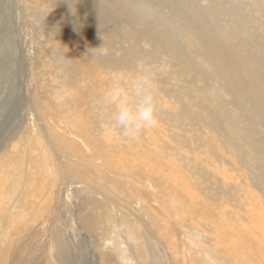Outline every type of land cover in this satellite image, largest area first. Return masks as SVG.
Returning <instances> with one entry per match:
<instances>
[{"label": "rangeland", "instance_id": "374dc122", "mask_svg": "<svg viewBox=\"0 0 264 264\" xmlns=\"http://www.w3.org/2000/svg\"><path fill=\"white\" fill-rule=\"evenodd\" d=\"M154 11L162 20H153ZM92 25V31L97 25L94 35L102 39L126 38V31L137 33L141 39L133 47L145 56L158 46L166 56L174 55L166 62L161 60L165 55L158 58L165 64L163 71L139 61L142 70L155 74L157 83L161 121L155 129L142 133L139 141L159 153L161 158L157 154L150 156L156 163L151 158L147 162L158 172L153 168L146 170V163L134 164L140 160L129 151L127 159L117 162L125 172L139 176L154 172L163 181L164 193L160 197L164 210L159 213L168 221L154 226L151 220L148 232L157 234L160 244H170L175 264H219L206 254L209 238L201 232L199 222L203 217L196 211H203L208 205L215 213L225 210L232 217L215 218L214 222L222 223L226 233H233L235 228H254L264 236V0H0V245L2 238L6 240L10 233L20 230L23 233L17 255H25L26 264H40L45 257L52 262L59 251L56 243L60 246L62 241L68 264H105L102 260L109 256L112 264H138L133 252L142 240L139 235L125 233L120 226H104L101 233L87 232L75 221L85 209L86 198L104 199L101 194H92L104 186L115 201L109 205L120 207L117 212H127L125 197L118 195L121 191L109 190L107 179H94L93 188L75 191L70 174L61 172L59 165L72 164L77 168V162H71L64 154L50 153L43 146L49 131L64 135L67 128L55 111L71 95L70 85L62 80L63 66L69 64L66 57H71H62L64 45L67 46L64 36L84 33L83 28ZM189 31L200 42L197 37L187 39L184 32ZM54 34L61 36L58 42L53 41ZM142 39L150 46L144 45ZM126 41H130L128 37ZM80 46V42H71L72 50L84 62L82 54H77L84 51ZM97 60L107 63L112 58L102 52ZM45 98L51 115L38 104L41 100L46 102ZM217 105L219 109H214ZM114 136L107 133L108 139L113 140ZM180 157L221 186H232L240 196L238 206L219 199L214 207L215 203L205 199V194L193 184L195 176L181 167ZM96 162L103 166L101 160ZM101 170L106 177L121 183L128 181L105 168ZM153 189L146 191L155 192ZM121 190L126 192L124 187ZM193 201L200 203V208L188 204ZM135 205L129 206L130 218L134 222H139L138 218L145 220L147 214ZM210 222L214 223L211 219ZM243 231L238 234L247 236ZM248 239H241L240 244L247 247L242 252L251 256ZM157 255L158 264H167L164 256Z\"/></svg>", "mask_w": 264, "mask_h": 264}, {"label": "bare ground", "instance_id": "6f19581e", "mask_svg": "<svg viewBox=\"0 0 264 264\" xmlns=\"http://www.w3.org/2000/svg\"><path fill=\"white\" fill-rule=\"evenodd\" d=\"M52 11H53V9H52ZM152 16H153V20H158V19L162 20V16L159 13H157L156 11L153 12ZM185 22H184V24H185ZM178 23L179 22H177V24ZM181 24H182V22H181ZM184 24H182V25H184ZM82 26H83V24H82ZM93 26L94 25H92L90 27L88 26L89 28H87V29L83 28L82 31H84V33L80 32L77 35L75 34V36L74 35L64 36V40H65V43L67 46L64 45V55L62 54V57H64L65 55H70L72 57V59H70L71 57L70 58H67L68 56L66 57V59L68 60L67 62H69V64L63 66L64 70L61 68V70L64 71V76L62 77V80L64 81V84L70 85L71 95L67 99H65L63 102H60V104H58L56 106L55 111L61 115L62 119L61 118L60 119L63 122H65L67 128L64 131L65 132L64 135L62 134L63 136L60 134H56L54 131H53L54 133H51V131H49L50 135L44 136L45 142H44V144L43 143L42 144L45 147V149L48 150L50 153H54V154H57V153L60 154L61 153V154L66 155L70 159L71 162H73V163L77 162V164H78L77 168H75V167L73 168L72 166H70L72 164H68L65 167H64V165H61V164L59 165L61 168L60 169L61 172L64 173V171H65V172H68V174H70V177L73 180V182H72V185L74 186L73 189L75 191H77L78 189H82L83 187H85L87 189V186H90L91 188H93L94 187V185H93L94 179H103V180L107 179L108 181L106 182V184L108 186V189L111 191H115V189H117V190L121 191V192H119L118 195L125 197L124 198L125 203H126L125 207H126L128 213L131 211V208L129 206L132 205V203H133V205L135 203L136 204L135 208L137 210H141L142 213L144 212V214H147L146 219H145L146 221L144 219L138 218L139 222H141V223H139V222L132 221V219L130 218L131 213L128 214L125 211L123 213L117 212L116 209H118V211H120V207L117 208L116 205H111V206L109 205L110 203L115 202V201H113L112 198L110 197L111 194L110 195L107 194V193H109V191H107V189H104V187H105L104 186L103 189H100V190L97 189L96 191H94V193H92L94 195L95 194H101L102 196H104V199L103 200L101 199L102 201L101 200L97 201L96 199L93 198V196L86 198V201L83 204L85 206V209L77 217V219H75V221H78L80 223L79 227L83 228L87 232L101 233L104 226H110V227H114V226L119 227L120 226V227H122V229L125 230V233L127 232L131 235L137 234L142 239V240H140L139 244L136 242L138 244V248L136 247V249H134V252H133L134 253L133 256H134V258L138 264H158V261L160 258L157 254H159V255L161 254L162 256H164L167 259V264H175L173 261L174 252L172 250V247H170V244L169 245L160 244L161 242H160L159 236L157 234L151 235V233H149L147 230V227L151 228V225H152L150 223L151 220H152L154 226L155 225L162 226L161 225L162 223H163V225H165L164 223H167V221H168V219H166V218L164 219L163 215L161 216L159 213V212H161L160 210H164V209H162V205H163L162 202L163 201H162V198L160 197V195H163L161 193H164L163 190H161V187H163V186H161V183L163 181H161V178L159 177V175L154 174V172L155 173L158 172L156 167L154 168L152 166V168H153L152 169L150 164L147 163L148 160L151 158L150 156H154L155 154H157L156 156H158L159 153L154 152V150L149 149V147H146V145L143 144L144 142L142 143L139 141L140 140L139 138L136 140L129 141L127 139H120L117 135L114 134L115 136H114L113 140L108 139L107 133H109V132L113 133V131L110 128L111 113H112L113 109L106 106L104 103V99H103L105 92L107 91V89L111 85L112 79L115 77L137 74L139 71L142 70L139 67L140 62L141 63L143 62L144 65H153L154 64L155 67L157 68V70H160V71H163V69L165 70V64L160 62L158 59L163 54V53H161L162 48L158 46L155 49H150L148 47L150 49L149 50L150 53H147V55L145 56V54H146L145 52H144L145 54L143 55V53L139 52L138 50L135 49V47H133L134 45H138L137 40L139 41V39H141L137 33L135 34V32L126 31L124 34V36H126V38L123 37L122 39H118L116 37L110 36V37H105L102 39L98 35H94L97 33V30L95 31V28L97 27V25H95V28H94L95 32L91 30V28ZM73 28H76V27L74 26ZM181 28H182V26H181ZM180 29H178V30H180ZM185 29H186V27H185ZM190 29H191V26H190ZM53 31L54 30H52V32ZM194 32H195V30H194ZM195 33H197V32H195ZM51 34H53V33H51ZM184 35H186V38L189 39L190 41H191V39H193V37L195 39L197 37V39L199 40V37L197 35L193 36V33L191 31L187 32V34H185V32H184ZM52 37H53L52 39L54 42H58L60 40L61 36L58 37L54 34V36H52ZM127 37L130 41H126ZM145 37H147V36H145ZM146 39H148V38H146ZM122 40L125 42H123ZM71 42H73V43L80 42V45H81L80 47H83L84 51L86 50L85 53H84V51H83V53H77V54H82V56H83L82 58H83L84 62H81L82 61L81 57L80 58L77 57L74 50H72ZM142 42L144 43V45H146V44L149 45V43L146 40L142 39ZM199 42H200V40H199ZM121 44L123 46H121ZM162 47H164V46H162ZM151 48H152V46H151ZM57 49H58V46H57ZM146 51H147V49H146ZM102 52H107L109 57L112 58V60L110 62H107V63H101L100 61H98L97 58L100 57V54ZM169 54L172 57L173 54L172 53H169ZM87 55H88V57H87ZM163 55H165V54H163ZM89 56H90V58H89ZM170 56L169 55L162 56L161 60L166 62L167 60H169ZM55 58H57V57H55ZM69 59H70V61H69ZM65 60H63V62ZM60 62H61V60H60ZM57 63H58V61H57ZM140 65H142V64H140ZM42 68H44V67L42 66ZM143 70H145V69H143ZM38 71H40V70H38ZM42 73H44V72H42ZM39 77H41V76H39ZM39 77H38V79H39ZM58 77H59V75H58ZM41 80H42V78H41ZM50 82H51V80H50ZM52 84L54 85V81ZM59 84H62V83H59ZM155 84H157V83H155ZM54 91H55V89H54ZM57 92H59V91H57ZM57 92L55 95H57ZM53 95H54V93H53ZM239 95H240V93H239ZM57 99H59V98H57ZM37 100H39V99H37ZM45 100H46V102H44L42 100H41V102L38 101L39 102L38 104L40 106H45V108H47L46 109L47 115H51L50 114V106L48 107V104H47V98H45ZM214 109H219V106L217 105ZM51 110H53V109H51ZM246 114H248V112ZM165 117H167V116L165 115ZM235 132H236V130H235ZM36 133H42V132H38L36 130ZM143 133H145V132H143ZM153 133H154V130H153ZM242 134L243 133H241V135ZM156 140H155V142H157ZM145 142H146V140H145ZM151 143H153V142L151 141ZM148 144H149V142H148ZM141 147L143 148L142 150H140ZM150 147H152V146H150ZM89 150H90V153L92 151L91 155H88V154H90V153H88ZM225 150H227V149H225ZM128 151L130 153H135V155H138L137 158H139L140 161L134 163V160H131L134 164L138 165V163H141V164L146 163L147 168H145V169L149 170V171H150V169L154 170V172L152 173L153 175L147 174V173H145V174L141 173L142 176H139L138 173L127 172L128 170L125 172L124 169H121L120 166H117V162L119 160H122L123 158H126V159L128 158V156L130 154V153L128 154ZM153 158H155V157H153ZM159 158H161V157H159ZM179 159H180L179 164L181 165V167L183 166L187 171H189L191 174H193L192 176H195V177H193L194 178L193 184L196 185L197 188H199L201 190V193L205 194V196H206L205 199H208L211 202L215 203L214 207L216 205H218L217 202L219 201V199H221L222 202H224V203L226 202L232 206H234V205L238 206L237 198H240V196L234 190H232V188H230L232 186L229 187L225 184H224V186H221V184H219L217 181L210 178L204 172L203 173L199 172L196 165H192L191 163H188L185 160H182L181 157ZM97 160H99V161L101 160L103 162L104 167L101 165H98V163L96 162ZM152 160L154 161V159H152ZM156 160H157V158H156ZM158 161H159V159H158ZM132 162L129 161V163H131V164H132ZM154 162L156 163V161H154ZM154 162H152V163H154ZM159 162H157V163H159ZM102 168H105L106 170L110 171L109 173L117 174L120 177H123V178L127 177L128 179H126V178L125 179L128 181H125V182L122 181V183H121L120 181L106 177L107 174L101 170ZM103 180H101V181H103ZM104 184H105V182H104ZM166 186H167V184H166ZM101 187H102V185H101ZM122 187H124L126 192L124 190L123 191L121 190ZM150 187H153L156 191L155 192L151 191L152 193H148L146 191V189L147 188L150 189ZM154 189H153V191H154ZM233 189H236V188L233 187ZM86 193H87V191H86ZM120 193H122V194L120 195ZM150 197H152V198H150ZM238 200H240V199H238ZM151 201H153L152 205L149 204ZM204 201L206 202V200H204ZM186 202H187V200H186ZM200 203H203V202H201V200H200ZM188 204L193 205V206H198L199 208L201 206L198 203L196 204L194 201L189 202ZM240 204H242V203H240ZM211 207L212 206L208 205L207 209L205 208V209H203V211L196 210L197 213L203 217L202 220L199 219L200 220L199 224L202 228L201 232L204 233L205 235H207L209 238L208 239V245L206 247V254L209 257H211L210 259L211 260L213 259L214 261L218 262L219 264H224V263L225 264H228V263L229 264H264V236L256 233L255 232L256 229H254V228H250V229L245 228L242 230H236V228H235V231H234L235 234H233L234 232L233 233H226L222 228L224 226L222 223L214 222L215 218L217 219V217H223V219L225 218L227 220L228 218L231 219L232 217H229V215L227 213L228 211L223 210V213H215L214 210L211 209ZM240 217H242V216H240ZM167 218H169V216ZM147 219H148V221H147ZM210 219L214 222L213 224L210 222ZM171 225H174V224H171ZM166 227H168V226H166ZM170 228H172V226ZM157 231H159V229H157ZM241 231H243L244 234L247 236H242V234L239 235L238 233H240ZM22 233H23V231L16 230L14 233H10V235L7 236L6 240H5V238L1 239L3 242L0 245V264H26L27 259L23 257L25 255H23L22 257L17 255V253H18L17 252L18 241H19V238L21 237ZM212 233H214V235H212ZM247 237L249 238L248 240L251 241L250 244H248L249 245L248 248L251 249V251H250L251 256H249V254H245L244 252H242V251H245L244 249H247V247H245L244 244H243L244 247H242V245L240 244L242 242L241 239L247 238ZM129 238H130V236H129ZM162 238H163V236H162ZM166 240H168V239H166ZM162 243H163V241H162ZM58 244L59 243H56V250L57 251L59 250L58 255L55 257V259H53L52 262H58L59 264H68L69 257H68V255H64V241H62V244L60 246H58ZM53 248H54V245H53ZM61 249H63L62 250L63 254L60 253ZM67 251H68V249H67ZM201 256H204V255H201ZM109 257H105L102 260V262H104L105 264H112V259ZM168 260H169V262H168ZM52 262L50 261V259H46V257H45L39 263L40 264H52ZM160 264H164V262H160Z\"/></svg>", "mask_w": 264, "mask_h": 264}, {"label": "clouds", "instance_id": "9594fccd", "mask_svg": "<svg viewBox=\"0 0 264 264\" xmlns=\"http://www.w3.org/2000/svg\"><path fill=\"white\" fill-rule=\"evenodd\" d=\"M139 67L143 68L142 65ZM154 80L155 74L151 70L112 79L103 99L105 105L113 109L110 128L119 138L136 140L159 124Z\"/></svg>", "mask_w": 264, "mask_h": 264}]
</instances>
